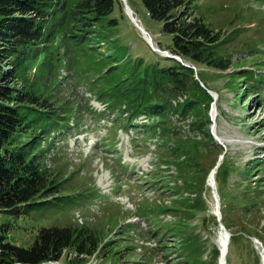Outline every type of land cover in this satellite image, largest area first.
<instances>
[{"label":"rangeland","instance_id":"1","mask_svg":"<svg viewBox=\"0 0 264 264\" xmlns=\"http://www.w3.org/2000/svg\"><path fill=\"white\" fill-rule=\"evenodd\" d=\"M129 1L146 35L125 12L128 17L117 27L89 33L79 45L61 38L26 50L20 85L43 92L51 105L35 108L58 114L65 123L58 121L47 133L31 129L24 138L39 142L42 160L63 180L60 194H72L76 202L57 209L42 206L19 218L0 211V225L9 220L8 240L25 247L43 226L100 228L101 251L84 264H220V204L221 222L230 233L225 264H264V83L248 89L250 80L242 77L264 74V0H193L195 12L221 32L218 50L232 65L228 71L195 70L196 79L201 81L202 72L209 90L218 94H211L210 113L216 106L211 129L223 150L191 125L192 115L171 117L174 138L186 141L195 155L183 171L166 162L159 130L153 134L143 127L153 117L127 123L128 115L100 99L102 88L93 82L101 54L124 62L151 61L155 52L164 54L147 38L163 51L171 42L162 22L153 20L139 0ZM113 15L120 16L118 8ZM43 121L37 119L36 125ZM215 168L213 186L208 181ZM74 257L65 252L56 264H71Z\"/></svg>","mask_w":264,"mask_h":264},{"label":"trees","instance_id":"2","mask_svg":"<svg viewBox=\"0 0 264 264\" xmlns=\"http://www.w3.org/2000/svg\"><path fill=\"white\" fill-rule=\"evenodd\" d=\"M139 1L153 20L162 22V33L171 38L166 49L180 56L183 62L157 52L151 61L140 57L127 62L115 54H101L93 82L98 81L102 88L100 99L109 102L120 114L128 115L127 123H133L140 116L150 120L153 117L154 120L143 127L153 134L159 130L164 145L162 148L160 144L159 149L168 154L166 162L179 165L177 168L183 171V165L195 155L186 141L174 138L175 127L171 121L174 114L182 119L192 115L191 125L223 150L212 134L210 111L214 99L209 87L202 72L199 76L206 87L196 79L195 69L184 63L198 69L228 71L231 58L219 52L221 32L215 31L195 12L193 0ZM117 8L120 16L113 15ZM125 16L121 0H0L1 212L19 218L42 206L57 209L76 202L72 194H60L63 180L42 160L43 150H37L39 142L32 141L31 136L28 140L24 138L31 129L47 133L58 121L65 123L58 114L35 108L36 105L43 108L51 105L48 97L42 96L43 92L33 86L20 85L19 67L26 50L38 42L61 38L79 45L87 41V34L115 28ZM242 77L250 80L246 84L248 89L255 90L264 83V74L255 76L254 72H249ZM241 96L239 93L238 98ZM37 111L43 116H37ZM37 119L44 120L41 126L36 125ZM170 155L172 160L168 159ZM195 165L200 164L196 162ZM181 207L192 208L185 204ZM222 213L224 219V211ZM11 225L9 220L0 225V264H49L59 262L65 252L75 254L71 264H84L101 251L104 242L103 232L97 227L52 225L41 227L32 245L25 247L8 240L7 231ZM177 232L181 235V231ZM216 251L218 258L220 251Z\"/></svg>","mask_w":264,"mask_h":264},{"label":"water","instance_id":"3","mask_svg":"<svg viewBox=\"0 0 264 264\" xmlns=\"http://www.w3.org/2000/svg\"><path fill=\"white\" fill-rule=\"evenodd\" d=\"M122 1V3L124 4V9H125V12L127 13V15L129 16V18L135 23V25L137 26V27H139L141 30H142V32L146 35L148 32L147 31H145V29L132 17V14H133V12H134V10L132 9V7L129 5V3H127V1L126 0H121ZM135 13V12H134ZM148 40V39H147ZM148 42H149V44L152 46V48L154 49V50H157V51H159V52H162V54H164L165 56H169V57H174V58H176V59H178V60H180V61H182L183 62V59L180 57V56H177V55H174V54H172V53H170L169 51H167V50H161L160 48H156L155 46H154V44L152 43V42H150L149 40H148ZM185 65H187V66H191L190 64H187V63H184ZM192 68H194L195 70H197V68L195 67V66H191ZM199 79V78H198ZM201 83V85L203 86V87H206L205 86V84L203 83V82H200ZM208 91L211 93V94H213L215 97H217V93H215V92H213V91H211V90H209L208 89ZM214 107H215V103H214V105H213ZM216 169L217 168H215L212 172H211V174H210V176H209V181H208V183L209 184H212L213 185V183H211V181H210V179H211V177H213L214 176V173L216 172ZM218 199V198H217ZM216 215H217V218H218V220H219V222H220V233H219V238H220V236H221V233H222V231L224 232V235H227L228 237H230V233L226 230V227H225V225L221 222V218H222V214H221V211H220V206H219V204H217V207H216ZM219 249H220V252H221V254H220V264H225V258H224V253H223V249L221 248V246H219Z\"/></svg>","mask_w":264,"mask_h":264},{"label":"bare ground","instance_id":"4","mask_svg":"<svg viewBox=\"0 0 264 264\" xmlns=\"http://www.w3.org/2000/svg\"><path fill=\"white\" fill-rule=\"evenodd\" d=\"M127 1V3H128V0H126ZM135 14V13H134ZM136 15V14H135ZM137 16V15H136ZM133 17V16H132ZM140 21V20H139ZM142 24V23H141ZM145 29V28H144ZM145 31H147L146 29H145ZM148 32V31H147ZM148 39V38H147ZM150 42H152L153 43V41H152V38H151V36L149 37V39H148ZM217 172V171H216ZM215 172V173H216ZM214 173V174H215ZM214 177V176H213ZM213 177H211V179H210V181H211V183H214L215 184V179L213 178ZM210 185H212V184H210ZM223 236H226L225 237V241H224V244H223V248H222V245H221V238L223 237ZM229 240H230V237H228L227 235H224V232L222 231V233H221V236H220V238H219V244H220V246H221V248L223 249V253L226 255V252H227V249H228V245L230 244L229 243ZM225 262H226V258H225Z\"/></svg>","mask_w":264,"mask_h":264}]
</instances>
